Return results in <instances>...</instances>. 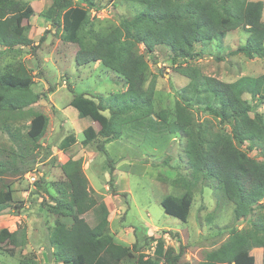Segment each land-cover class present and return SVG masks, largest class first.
<instances>
[{
	"label": "trees",
	"instance_id": "obj_1",
	"mask_svg": "<svg viewBox=\"0 0 264 264\" xmlns=\"http://www.w3.org/2000/svg\"><path fill=\"white\" fill-rule=\"evenodd\" d=\"M126 2L136 10L133 17L120 16L117 25L97 23L89 30L85 26L90 10L101 8L94 0L76 3L74 0H52V5L45 10L43 16L61 31L62 40L78 46L75 55L78 66L99 62L122 78L125 84V91L108 97L75 94L70 106L78 111L80 118L90 116L96 119L100 125L98 136L105 142L119 139L126 133L127 125L147 120L158 122L152 131L155 139L151 138V141L155 142L166 134L184 138V154L191 170V180L174 179L173 184L182 186L185 192L181 196H166L161 201L165 213L187 222L195 185L201 181L216 182L235 206L234 222L239 224L247 219L249 228L231 229L227 240L200 264H256L251 251L264 248V159L256 160L249 153L264 152V115L244 95H250L256 103H264V74L243 76L227 83L204 75L198 67L178 65L177 62L188 63L198 57L197 44L206 47L240 28L246 30L248 38L229 56L243 55L250 60L264 58V3L251 0ZM33 16L32 6L24 7L18 0H0V47L10 51L16 47L34 46L29 38L31 25H24ZM139 45L144 46L150 55L158 46L169 47L172 62L178 65L177 72L189 80L182 89L171 84L177 99L174 121L170 120L168 110L155 109L157 75L146 79L149 62L144 55L137 53ZM5 75L28 78L22 66L19 71L12 69L0 73V111L25 109L42 99L29 85H7ZM195 108L211 119H195ZM107 111L108 117L104 115ZM213 120L227 125L229 131L216 129ZM47 127V116L38 115L31 120L28 135L38 142ZM158 132H162L159 137ZM83 135L82 144L86 146L96 137L87 130ZM76 143V136L70 134L61 142L60 148L68 152ZM244 145L245 151L242 149ZM160 165L170 167V159ZM61 170L65 179L56 185L57 195L51 211L70 218L72 222L71 225L58 222L52 228L48 238L50 260L56 264H123L134 258L135 253H139L137 241L132 248L116 243L108 233L107 214L94 227L84 218L100 204L92 194L82 160L69 159ZM13 200L11 190L0 192V213L9 208ZM101 209L107 212L106 208ZM3 232L6 238L0 236V249L5 247L6 252L14 254L27 244L26 228ZM183 256V247L177 252L172 247L166 248L163 239H159L153 256L140 253L135 264H183Z\"/></svg>",
	"mask_w": 264,
	"mask_h": 264
},
{
	"label": "rangeland",
	"instance_id": "obj_2",
	"mask_svg": "<svg viewBox=\"0 0 264 264\" xmlns=\"http://www.w3.org/2000/svg\"><path fill=\"white\" fill-rule=\"evenodd\" d=\"M18 1L24 7L34 8V16L24 23L31 25L29 38L34 46L10 51L0 47V73L24 67L27 79L5 75V83L29 85L42 99L25 109L0 111V192L11 190L14 199L10 207L0 213V236L6 238L4 230L15 232L26 228L27 232V244L14 254L6 252L5 247L0 249V264H56L50 260L49 235L58 222L71 225L72 221L52 213L51 209L57 195L56 185L65 179L61 166L69 159L82 160L92 194L100 204L84 215L86 221L94 227L107 214L108 233L116 243L132 248L137 241L139 253L123 264H135L140 253L152 257L159 239H163L166 248L172 247L177 252L183 247V264H200L227 240L231 229L249 228L247 219L239 224L234 222L235 206L214 181L195 185L187 222L166 214L161 201L166 196H181L185 192L182 186L173 184L174 179L191 180L184 154L185 139L166 134L151 141L158 122L147 120L127 125L126 133L119 139L105 142L98 136L100 125L96 119L87 116L92 120L89 123L77 118L67 110L66 103L75 94L84 92L90 97L121 93L125 90L123 79L99 62L78 66L75 60L78 46L64 42L61 31H37L52 0ZM94 1L101 8L90 10L86 30L97 23L117 25L120 16L131 18L136 13L126 0ZM251 1L264 3V0ZM247 38L245 29H237L206 47L197 44L198 57L188 63L179 60L177 64L198 67L204 75L227 83L243 76L258 77L264 74V58L250 60L243 55L229 56L232 50L245 44ZM136 51L149 62L146 79L157 75L155 109L168 110L170 120L174 121L177 99L171 84L182 89L189 80L177 72L178 65L173 64L169 47L158 46L153 55L142 45L137 46ZM244 98L257 105V111L264 115V103H256L247 94ZM41 114L47 116L48 127L43 138L36 142L28 131L31 120ZM193 115L198 121L211 119L197 108L193 109ZM213 124L216 129L229 131L227 125L218 121L213 120ZM85 130L96 136L87 146L79 140L84 139ZM158 133L157 137L162 135ZM69 134L79 135L77 144L64 152L60 145ZM246 145L242 147L244 151ZM249 156L261 161L264 152L252 151ZM167 158L170 167L160 165ZM101 207L108 209L107 212ZM251 255L257 264H263L264 248L252 249Z\"/></svg>",
	"mask_w": 264,
	"mask_h": 264
},
{
	"label": "crops",
	"instance_id": "obj_3",
	"mask_svg": "<svg viewBox=\"0 0 264 264\" xmlns=\"http://www.w3.org/2000/svg\"><path fill=\"white\" fill-rule=\"evenodd\" d=\"M52 5V4H51ZM50 5V6H51ZM43 18V22L41 23V26L37 29V31L38 30H40L41 32H45V31H51V32H55L54 31V27L52 26V24H51V22L50 21H48L45 17H42ZM125 90H126V88H125ZM124 90V91H125ZM84 94H85V92H84ZM90 96V95H89ZM74 97V96H73ZM73 97H72V99H73ZM72 99L71 100H69L66 104V108H67V110H70V112L71 113H73V114H75L76 116H77V118H79V119H86V122H89V123H92V120L90 119V117H84V118H80L79 117V114H78V111H75L76 109L75 108H73L72 106H70V103H71V101H72ZM37 104V103H36ZM104 115H106V116H108L109 115V112L107 111V112H105L104 113ZM79 133V132H78ZM70 135V134H69ZM77 136H79V135H77ZM77 136H76V138H77ZM78 139V138H77ZM79 140H81V142L83 141V139L82 138H80ZM77 144V143H76ZM108 210V209H107ZM256 264H257V261H256Z\"/></svg>",
	"mask_w": 264,
	"mask_h": 264
}]
</instances>
